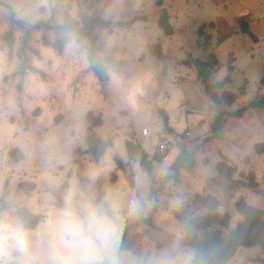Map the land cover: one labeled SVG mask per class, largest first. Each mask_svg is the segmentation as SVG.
<instances>
[{
  "label": "rangeland",
  "instance_id": "rangeland-1",
  "mask_svg": "<svg viewBox=\"0 0 264 264\" xmlns=\"http://www.w3.org/2000/svg\"><path fill=\"white\" fill-rule=\"evenodd\" d=\"M161 8L174 29L170 36L158 24ZM85 16L108 22L92 30L98 55L111 58L105 85L88 69L72 34L37 28L28 53L35 71L18 74L27 28L39 21L81 23ZM214 57L208 83L227 75L232 80L216 92V102L191 64ZM232 94L237 98L229 103ZM260 98L264 0H0V196L5 185L8 191L0 211V264H191L193 252L182 245L175 212L206 214L201 201L214 196L216 212L228 216L227 228L215 227L224 233L242 220L238 200L264 210V153L256 151L264 143V109L235 115ZM159 111L171 131L164 130ZM91 115L99 124L93 126ZM213 124L218 135L207 142ZM90 134L112 143L98 161L87 151ZM126 141L140 144L149 158L161 156L151 173L128 159ZM164 142L167 157L158 151ZM193 149L195 167L161 189L159 177L172 173L173 159ZM220 160L237 166L231 180L217 174ZM20 208L43 221L24 228ZM90 212L113 226L110 245L99 255H86L62 238L65 213L83 222ZM261 260L263 249L242 247L226 264Z\"/></svg>",
  "mask_w": 264,
  "mask_h": 264
},
{
  "label": "trees",
  "instance_id": "trees-1",
  "mask_svg": "<svg viewBox=\"0 0 264 264\" xmlns=\"http://www.w3.org/2000/svg\"><path fill=\"white\" fill-rule=\"evenodd\" d=\"M158 3V5H160L161 1ZM15 23L19 27L25 25V22L22 20H16ZM158 24L166 35L170 36L174 33V29L169 23V15L165 8L160 9ZM107 25L108 22L99 16H85L81 23L77 20H73L63 24H51L45 21H39L32 24L31 27L25 30L20 41V46L17 52L19 59L18 74L25 76L29 71H35L34 67L29 64L28 53L32 51V47L29 45L31 29L37 28L52 30L55 33L65 32L72 34L76 43L86 52L88 69L95 74L101 85H105L108 81L105 62L110 61L111 58L106 55L102 57L98 55L96 36L92 30L94 28L102 29ZM209 27L212 28L213 24H209ZM241 28L243 32L249 33L245 21L241 22ZM201 29H204V25ZM199 33H201V31H199ZM63 44L64 38L60 37L56 39L53 48L57 51H61ZM154 52L159 59H163V53L159 44L154 46ZM191 64L197 69L199 78L204 82L205 92L216 102V92L218 90H223L226 85L232 82L230 75H227L222 81L210 84L208 83V74L215 68V57L210 61H201L196 58L192 60ZM239 92L240 94H244V87L240 88ZM232 95L229 103H232L237 98L236 94ZM248 108L264 109V98L250 101L246 107L241 108L235 113V115H240ZM159 114L164 130L171 131V128L168 125L167 115L163 111H159ZM88 118L93 120V126L100 122L95 121L92 115L88 116ZM217 135L215 125L213 124L211 134L206 138V141L210 142L211 140H214ZM111 145L112 143L110 139L101 140L94 137L92 134L87 137V151L96 161L99 160ZM125 146L128 159L132 162L138 163L139 166L148 173L152 172L153 163H159L161 160V156L157 157L153 155L152 158H149L147 152L138 143L126 141ZM194 149L191 152L182 150V152L173 159L169 166L172 173L159 177V187L161 189H164L165 185L170 181H178L181 170L189 171L195 167L196 159ZM256 151L259 154L264 153V143L257 144ZM167 153L168 152L166 151L164 155ZM216 171L221 178L231 180L237 172V166L231 164L230 161L220 160L216 164ZM7 195L8 191L5 185L0 196V211L1 207H6L5 199ZM201 205L208 211L206 214L188 216L185 213H174L183 231L182 245L190 248L193 252L191 264H226L238 249L242 247H260L264 250V210L247 203L244 199L238 200L236 203V210L242 217V220L234 229L223 233L221 230L215 229L216 226H219L220 228L228 227V216H222L216 212L220 205L219 201L214 196H206L202 199ZM17 215L21 225L28 229H34L43 221V216L34 215L26 208L18 209ZM200 231H205L203 237L198 236V232ZM261 261L264 263V260Z\"/></svg>",
  "mask_w": 264,
  "mask_h": 264
},
{
  "label": "clouds",
  "instance_id": "clouds-1",
  "mask_svg": "<svg viewBox=\"0 0 264 264\" xmlns=\"http://www.w3.org/2000/svg\"><path fill=\"white\" fill-rule=\"evenodd\" d=\"M62 238L70 246L79 248L86 255H99L105 252L111 240L113 226L97 212H90L84 221H78L65 213ZM18 243H22L20 234H16Z\"/></svg>",
  "mask_w": 264,
  "mask_h": 264
},
{
  "label": "built area",
  "instance_id": "built-area-1",
  "mask_svg": "<svg viewBox=\"0 0 264 264\" xmlns=\"http://www.w3.org/2000/svg\"><path fill=\"white\" fill-rule=\"evenodd\" d=\"M145 132V131H144ZM146 133V132H145ZM186 135H189V133L188 132H186ZM169 148H170V146L167 144V143H161L160 145H159V148H158V151H160L161 153H165L166 151H168L169 150ZM166 155V157L168 156L167 154H165ZM164 155V156H165ZM165 157V158H166Z\"/></svg>",
  "mask_w": 264,
  "mask_h": 264
},
{
  "label": "bare ground",
  "instance_id": "bare-ground-1",
  "mask_svg": "<svg viewBox=\"0 0 264 264\" xmlns=\"http://www.w3.org/2000/svg\"><path fill=\"white\" fill-rule=\"evenodd\" d=\"M166 159V158H165Z\"/></svg>",
  "mask_w": 264,
  "mask_h": 264
}]
</instances>
